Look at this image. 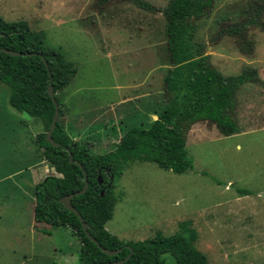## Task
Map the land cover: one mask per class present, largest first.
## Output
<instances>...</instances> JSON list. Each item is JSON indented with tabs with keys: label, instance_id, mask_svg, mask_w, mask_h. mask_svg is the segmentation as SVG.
Segmentation results:
<instances>
[{
	"label": "rangeland",
	"instance_id": "rangeland-1",
	"mask_svg": "<svg viewBox=\"0 0 264 264\" xmlns=\"http://www.w3.org/2000/svg\"><path fill=\"white\" fill-rule=\"evenodd\" d=\"M143 1L154 9L135 0H0L4 19L27 21L41 32L45 50H60L77 67L59 95L81 107L75 113H82L86 124L78 131L88 135L84 139L94 143L95 153L110 150L113 135L152 116L148 98L125 100L164 88L168 65L161 10L170 0ZM248 2L214 0L210 15L199 22L197 39L226 76L245 65L264 76V29L249 28V52L233 36L219 34L240 19ZM255 86L253 95L246 89L237 94V105L247 100L258 114L253 120L237 116L240 132L225 136L207 122L189 132L193 169L176 173L155 162H134L118 178L117 192L124 195L107 230L128 242L169 236L184 224L197 230L196 247L209 264H264V81ZM43 131L40 118L12 107L10 87L0 81V264H79L81 241L73 230L38 223L34 216L37 184L59 175L41 164L37 137ZM165 258L175 264L172 255Z\"/></svg>",
	"mask_w": 264,
	"mask_h": 264
},
{
	"label": "trees",
	"instance_id": "trees-1",
	"mask_svg": "<svg viewBox=\"0 0 264 264\" xmlns=\"http://www.w3.org/2000/svg\"><path fill=\"white\" fill-rule=\"evenodd\" d=\"M135 1L154 9L149 2ZM214 4V0H170L161 10L166 19L168 68L162 97L149 98L146 104V109L157 115V119L149 115L145 122L132 123L122 135L112 134L117 139L104 153H95L94 143L84 138L74 139L65 128V108L59 93L74 79L77 67L60 50H45L41 32H34L27 21H8L0 15V48L22 53L13 55L0 51V81L9 85L10 104L14 109L43 121L44 131L37 141L43 158L59 174L49 175L37 184L34 216L38 223L73 230L81 241L79 264H109L127 257L130 249L125 247L114 256L106 254L87 236L77 214L60 202V198L81 190L85 184L84 172L70 161L71 154L82 163L89 179L87 191L73 197L72 203L104 247L117 249L129 245L133 248L131 257L122 264H166L167 254L173 256L175 264H209L206 255L196 247L197 230L184 224L181 230L169 236L157 234L126 242L108 231L106 223L113 218L121 197V191L117 192L118 178L134 162H155L163 169L185 173L193 169L187 136L194 124H213L225 136L241 130L236 115L237 94L244 85L262 79L258 70L250 65L243 66L238 74L226 76L211 63L206 43L199 41L197 35L199 22L210 15ZM263 14L264 0H250L242 9L240 19L234 18L219 34L233 36L241 49L249 52L252 47L251 42L246 41V33L250 27L264 29ZM50 85L60 105L53 132L59 146L46 138L55 115ZM240 192L248 194L245 189Z\"/></svg>",
	"mask_w": 264,
	"mask_h": 264
},
{
	"label": "crops",
	"instance_id": "crops-1",
	"mask_svg": "<svg viewBox=\"0 0 264 264\" xmlns=\"http://www.w3.org/2000/svg\"><path fill=\"white\" fill-rule=\"evenodd\" d=\"M261 79H262V81H264V76H262ZM255 84L256 83H248V84L244 85L241 89L242 90L246 89L245 92H246L247 95H253V92L255 91V87H256ZM162 93H163V88H161L160 90H157V91L154 90V92H152L151 94H149V93L142 94L143 96H139L137 98L130 99L129 101L127 99L125 101L127 103L128 102H130V103L131 102H136V101L142 102L143 100H145L147 98L148 99L149 98H153V99L154 98H160V97H162ZM135 99H137V100L135 101ZM63 103H64V108H65L64 124H65V128L68 131V133L74 139H83L84 136H88V135H83L82 136L81 134H79V131H78V128H81V127H83V124H86V121L83 120L84 116L82 115V113H79L78 116H76V113H75L76 110H79V112H81V110H80L81 107L80 106L76 107V103H72V102L70 103V101H68V100L67 101L64 100ZM256 112H257V110H255V108L253 107V104L249 103L247 100H241V103L239 105H237L236 115L238 117H243L244 120H245V118L247 120L255 119L256 118L255 116L258 115ZM118 117L120 118L121 116L118 115ZM152 119H157V115H153L152 114ZM90 121H91L90 123L92 124L94 119L92 118V119H90ZM79 124H81V126H79ZM198 124H200V123L194 124V126L191 129V131L196 130ZM106 128L107 129H106V135L105 136L109 137L110 136V134L108 132L109 126H106ZM72 132H77V135L76 134H72ZM41 164H45L46 169H49V172L51 171V169L55 170L50 164H48L47 160H45L44 158H42ZM123 195H124V192L121 191L120 199L123 198ZM213 213L214 212H211V215H213Z\"/></svg>",
	"mask_w": 264,
	"mask_h": 264
},
{
	"label": "water",
	"instance_id": "water-1",
	"mask_svg": "<svg viewBox=\"0 0 264 264\" xmlns=\"http://www.w3.org/2000/svg\"><path fill=\"white\" fill-rule=\"evenodd\" d=\"M0 51L6 52V53H10V54H13V55H21L22 54L20 52H17L15 50H10V49H7V48H0ZM45 63L47 65V67L49 68L48 63L47 62H45ZM49 73H50V76H52V72L50 70H49ZM49 93H50V96L53 98V101L55 103V115H54L53 122H52V125H51L50 129L46 133V138L53 145L59 146L60 144L57 143L54 140V138H53V132H54L56 126H57V121H58L59 116H60V105H59V103H58V101H57V99L55 97V92H54V89H53V85H50V87H49ZM70 161L77 163L81 167V169L83 170L84 177H85V184H84V186H83V188L81 190H79L77 192H74V193H71L69 195H66V196L60 198V202H62L63 205L68 210H70V211H72V212H74V213L77 214V216L80 218V220L82 222L84 231L86 232L87 236L92 241H94L106 254H108L109 256H114V255H117L120 252H122L125 247H127V248L130 249V254L127 257H125L124 259H121V260H116V261H113V262H109V264H122V263L126 262L131 257V255L133 254V248L131 246H129V245H126L124 247L117 248V249H110V248L104 247L100 243V241L98 239H96L94 237V235L90 232V225H89V223L84 220L82 214L79 212V210L72 203V198L73 197H75L77 195L84 194L87 191V189L89 188V179H88L87 171L85 170L84 166L82 165V163L80 161L75 160L73 158V154L70 155ZM99 182L102 183L101 176H100ZM102 195H104V192H102Z\"/></svg>",
	"mask_w": 264,
	"mask_h": 264
}]
</instances>
